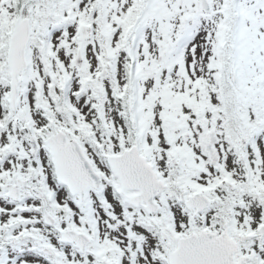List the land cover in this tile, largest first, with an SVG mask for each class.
Wrapping results in <instances>:
<instances>
[{
    "label": "snow or ice",
    "instance_id": "obj_1",
    "mask_svg": "<svg viewBox=\"0 0 264 264\" xmlns=\"http://www.w3.org/2000/svg\"><path fill=\"white\" fill-rule=\"evenodd\" d=\"M0 264H264V0H0Z\"/></svg>",
    "mask_w": 264,
    "mask_h": 264
}]
</instances>
